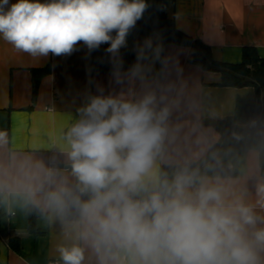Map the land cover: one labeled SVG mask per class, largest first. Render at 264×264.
Here are the masks:
<instances>
[{"label": "crops", "instance_id": "0c3cea01", "mask_svg": "<svg viewBox=\"0 0 264 264\" xmlns=\"http://www.w3.org/2000/svg\"><path fill=\"white\" fill-rule=\"evenodd\" d=\"M167 14L179 31L208 46L218 63H240L245 48L264 59V0H168ZM191 53V47L130 31L123 53L111 55L114 69L92 73L83 42L68 55L33 57L0 36V264H63L57 248L73 244L84 249L82 264H101L102 256L105 264H128L126 256L113 261L79 239L80 220L53 213L46 196L61 186L77 191L78 181L66 169L67 133L95 97L136 103L152 96L154 112L165 113L163 140L145 178L149 186L159 181L162 165L203 158L220 139L215 124L234 114L237 101L255 104L258 98L253 87L221 86L219 73L189 62ZM46 68L33 93V70ZM201 186L219 189L229 211L236 205L251 210L256 223L245 227L248 239L264 229V179L256 150L241 151L235 177L206 178L188 191ZM30 206L42 213L35 219L37 235L28 229ZM257 256L264 264V248H257Z\"/></svg>", "mask_w": 264, "mask_h": 264}, {"label": "clouds", "instance_id": "9594fccd", "mask_svg": "<svg viewBox=\"0 0 264 264\" xmlns=\"http://www.w3.org/2000/svg\"><path fill=\"white\" fill-rule=\"evenodd\" d=\"M146 7L144 0H0V36L33 57L68 55L79 42L89 51L109 43L107 51L116 53ZM152 104V96L136 103L95 97L81 109L67 133L68 158L78 192L89 198L61 186L47 193V207L59 216L75 209L78 238L113 261L123 255L128 264H258L264 229L246 237L245 227L256 223L249 208L229 211L217 188L190 193L193 180L184 174L146 183L165 131V113ZM57 251L63 264L84 260L78 244Z\"/></svg>", "mask_w": 264, "mask_h": 264}, {"label": "trees", "instance_id": "16d2710c", "mask_svg": "<svg viewBox=\"0 0 264 264\" xmlns=\"http://www.w3.org/2000/svg\"><path fill=\"white\" fill-rule=\"evenodd\" d=\"M147 7L135 26L130 30L134 37L152 38L157 35L164 45L175 44L191 47L189 62L200 66L205 71L217 72L221 76L220 85L223 87H253L258 101L255 104H245L237 101L235 112L215 124V130L220 135L217 143L210 146L206 155L200 160L184 165H162L159 169V181L167 180L171 183L179 174L190 176L192 185H199L206 178H233L237 175L240 153L242 150H256L259 154V166L264 179V59L259 58L254 48H245L242 60L238 64H221L213 60L211 50L199 41H193L189 36L179 31L167 14L168 0H144ZM115 36V32L112 33ZM109 43L100 45L98 49L90 51L91 72H109L111 55L107 49ZM122 46L117 54H122ZM45 70H33V93L36 92L39 78L48 73ZM80 195L87 200L88 194ZM41 211L33 206L29 207L28 229L32 234L40 232L35 228V219ZM0 201V232L2 231ZM66 221H79L75 209L63 215Z\"/></svg>", "mask_w": 264, "mask_h": 264}, {"label": "water", "instance_id": "95a60500", "mask_svg": "<svg viewBox=\"0 0 264 264\" xmlns=\"http://www.w3.org/2000/svg\"><path fill=\"white\" fill-rule=\"evenodd\" d=\"M66 169H68V170H72V169H71V166H68Z\"/></svg>", "mask_w": 264, "mask_h": 264}, {"label": "built area", "instance_id": "2783aa9c", "mask_svg": "<svg viewBox=\"0 0 264 264\" xmlns=\"http://www.w3.org/2000/svg\"><path fill=\"white\" fill-rule=\"evenodd\" d=\"M9 5H10V2H9Z\"/></svg>", "mask_w": 264, "mask_h": 264}]
</instances>
